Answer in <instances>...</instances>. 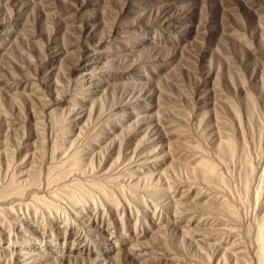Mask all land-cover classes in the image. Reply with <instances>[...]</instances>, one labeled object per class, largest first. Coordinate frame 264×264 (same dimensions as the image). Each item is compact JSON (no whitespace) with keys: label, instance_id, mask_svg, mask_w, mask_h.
<instances>
[{"label":"rangeland","instance_id":"374dc122","mask_svg":"<svg viewBox=\"0 0 264 264\" xmlns=\"http://www.w3.org/2000/svg\"><path fill=\"white\" fill-rule=\"evenodd\" d=\"M0 264H264V0H0Z\"/></svg>","mask_w":264,"mask_h":264}]
</instances>
